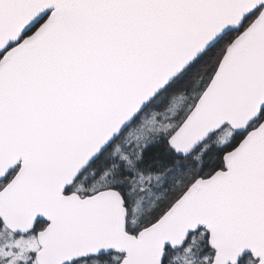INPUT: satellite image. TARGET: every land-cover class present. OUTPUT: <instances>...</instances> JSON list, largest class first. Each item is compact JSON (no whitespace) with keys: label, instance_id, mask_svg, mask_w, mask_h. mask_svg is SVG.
<instances>
[{"label":"snow or ice","instance_id":"6c2138e0","mask_svg":"<svg viewBox=\"0 0 264 264\" xmlns=\"http://www.w3.org/2000/svg\"><path fill=\"white\" fill-rule=\"evenodd\" d=\"M0 264H264V0H0Z\"/></svg>","mask_w":264,"mask_h":264}]
</instances>
